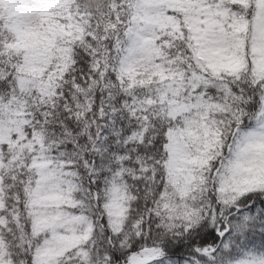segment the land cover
<instances>
[{"label":"snow or ice","instance_id":"1","mask_svg":"<svg viewBox=\"0 0 264 264\" xmlns=\"http://www.w3.org/2000/svg\"><path fill=\"white\" fill-rule=\"evenodd\" d=\"M0 264H264V0H0Z\"/></svg>","mask_w":264,"mask_h":264}]
</instances>
